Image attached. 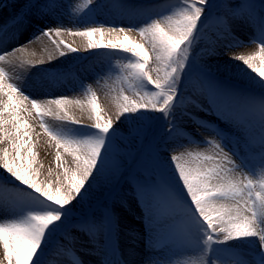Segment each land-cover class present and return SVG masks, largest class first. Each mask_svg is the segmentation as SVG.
<instances>
[{"label": "rangeland", "instance_id": "1", "mask_svg": "<svg viewBox=\"0 0 264 264\" xmlns=\"http://www.w3.org/2000/svg\"><path fill=\"white\" fill-rule=\"evenodd\" d=\"M256 1L255 5L250 2L251 7L258 18H264V0ZM57 2L60 7L54 14L45 16L37 14L26 26L17 31L15 36L22 32L23 36L30 37L28 40L30 41L45 28L60 27L61 36L58 39H63L66 44L76 47L78 51L68 52L61 45L65 55L60 56L59 50L45 37H41L35 43L23 41L20 45H36L40 46L43 52L46 51L43 53L44 63L39 67L41 70L39 74L37 69L35 70L37 72L33 73L22 72L20 69L8 70L10 78L8 82H14L13 84L18 87L26 89L27 91L22 93L40 105L51 99L63 98L72 101L73 103L67 106L69 116L85 125L91 124L88 119L91 113L88 101L93 96L96 98L101 118L115 119L118 112L117 97L121 90L130 99L137 98L136 90L141 91V95L142 92L155 91L146 82L138 83L135 86L136 90L134 88L129 90V82L125 77L129 72L126 65L135 62V57L131 53L105 48L86 49L85 38L69 33L85 31L92 27L132 28L133 31L127 33L128 40L121 37L116 41L131 47L133 44H141L146 39L139 35L140 28L150 23L151 19L174 14L183 5V0H57ZM237 3L239 0H209L204 6L205 15L201 17L198 39L189 49V60L178 85L176 104L169 113L172 131H168V120L163 113H137L135 116L121 117L113 132L105 137L106 144L115 149V165L119 172L114 175L110 169L106 170L103 177L86 185L85 190L67 206L62 223L47 236L38 264H211L212 260H216L217 264L239 262L259 264L264 260L258 237L229 241L225 245L214 243L206 245L204 240H201L197 246L189 235L183 246L163 250L160 246L149 247V239L154 242L165 240L168 238L169 230L165 228L149 230L143 204L137 196L139 189L146 202L154 209L165 203L170 204L169 215L162 218L170 226L178 225L186 215H190L194 208L191 207L190 198L187 197L176 175L170 157L184 153V158L190 159L188 153L214 154L216 149L206 142L215 139L211 130L221 134L219 138L222 146L233 153L234 159L242 170L247 172L245 175L257 188L259 183L264 181V167L261 166L264 160L260 157L262 153L259 146L262 135L258 124L259 117H249L243 125L221 118L233 100L264 96V88H261L257 81L258 74L252 73L242 61L230 58L236 54L258 53V46L252 43L256 33L245 23L234 22L233 34L239 42L237 47L230 48L226 46L225 41H218L213 54L198 55L212 44L214 37L223 29L227 7L235 6ZM98 5H102L100 10H97ZM26 7L25 0H0L1 18L7 19L2 25L11 21ZM94 39L106 43L109 37L105 33L103 37L98 35ZM135 51L142 52L147 49L136 48ZM149 63L152 65L151 59ZM255 64L264 70V65L259 59ZM76 101H79V104L75 103ZM179 103L180 106H177ZM28 107L31 108V105ZM28 123L34 129L33 139H38L39 143L33 147L36 154L35 164L31 158H25L22 162L28 168L35 167L39 171L40 181H52L54 190L56 186L54 182L61 171L60 164L67 163L71 166L72 157L61 148L60 161H56L55 141L49 140L44 129L40 127L39 118H35V110L32 117L28 118ZM43 124L52 128L54 134L72 140H96L101 135L98 130L91 127L57 121L53 116H44ZM136 127L144 133L138 136L130 135ZM248 137L257 141L252 145L251 152L245 147V139ZM237 179L243 181V176H237ZM0 188H6L24 197V204L16 209L13 215L56 212L55 208L45 205L35 193L3 170H0ZM13 219L15 217L3 211L0 205V223H9ZM78 226L99 229L97 239L103 245L100 255L90 254L93 248L91 238L88 232ZM261 226L264 227V222ZM131 233H135L136 236ZM200 235L206 240L205 233ZM209 248L212 250H206ZM2 254L3 248L0 246V259Z\"/></svg>", "mask_w": 264, "mask_h": 264}, {"label": "snow or ice", "instance_id": "2", "mask_svg": "<svg viewBox=\"0 0 264 264\" xmlns=\"http://www.w3.org/2000/svg\"><path fill=\"white\" fill-rule=\"evenodd\" d=\"M25 2L27 11L23 15H17L11 25L0 27V45L13 38L16 32L26 26L37 14L40 16L54 14L55 10L60 7L57 0H46V2L25 0ZM208 3L209 0H183V5L174 14L151 19L150 23L140 28L139 35L146 39L141 44H133L131 47H126L116 41L121 37L123 40H128L127 33L132 32V28L92 27L85 31L69 33L85 38L86 49L105 48L111 51L131 53L135 57V62L126 65L129 72L125 77L129 82V90L133 88L136 90L135 86L140 82H146L155 89L152 92H142V95L141 91L136 90L137 98L135 99H130L121 90L117 97L118 112L115 119L101 118L96 98L93 96L88 101L91 109L88 119L91 124L85 125L69 116L67 106L73 103L72 101L63 98L51 99L44 105H40L24 95L17 85L8 82L5 70L0 68V145H3L0 147V170L35 193L45 205H51L56 209L55 213L29 212L23 216L13 215V212L24 204V197L6 188H0L2 210L15 217L12 222L0 223V246L3 248L0 264H38L46 238L59 223H62V216L67 206L85 190L86 185L103 177L106 170L110 169L114 175L119 172L115 165V149L110 144H106L105 137L113 132L121 117L135 116L137 113H163L165 119L168 120V131H172V120L169 113L176 104L178 85L186 62L189 60V49L198 39L201 17L205 15L204 6ZM101 8L102 5L97 6V10ZM237 21L245 23L256 33V38L252 39V43L258 46L259 52L251 55L236 54L230 58L242 61L252 73L258 74V84L264 88V70L255 64V61L259 59L264 65V18L257 17L247 0H239L235 6L227 7L223 29L214 37L212 44L198 55L213 54L218 41H225L226 46L230 48L237 47L239 42L233 34V23ZM105 33L109 37L106 43L94 39L98 35L103 37ZM60 36V27L45 28L28 43H35L41 37H45L59 50L60 56L65 55L61 45L68 52L78 51L76 47L66 44L63 39H58ZM136 48H146L147 51L137 52ZM24 50L23 47L13 49V51ZM5 55L10 56L11 53L0 54V61L5 59ZM150 59L154 66L150 65ZM37 63L43 64L44 60L41 59ZM75 103L79 104V101ZM180 103L177 106H180ZM193 103L195 104V101ZM28 105H31V108ZM33 110H35V118H39L40 127L44 129L49 140L55 141L56 161H60L59 149L61 148L72 157L71 166L67 163L60 164L61 171L54 182L56 185L54 190L52 181H40L39 171L35 167L28 168L22 162L25 158H31L32 163L35 164L36 154L33 147L39 143V140L33 139L34 129L28 123ZM44 116H53L57 121L72 125L88 126L98 130L101 135L96 140L62 138L54 134L52 128L43 124ZM256 116L259 117L258 124L262 133L259 139L262 153L260 157L264 160V96L233 100L226 107L221 118L243 125L249 117ZM211 131L215 139H209L206 142L214 146L216 149L214 154L192 155L188 153L190 159H185L184 153L170 157L176 175L187 197L190 198L194 215L190 213L178 225L170 226L162 219L169 215L170 204L165 203L158 209H154L137 189V196L143 204L149 230L157 231L160 228L169 230L168 238L165 240L154 242L149 239V247L160 246L163 250L183 246L189 235L197 246L201 240H204L206 245L213 243L225 245L229 241L258 237L260 250L264 253V227L261 226L264 222V181H261L257 188L253 181L245 175L247 172L243 171L234 159L233 153L222 146L219 138L221 134L215 130ZM139 134L138 130L130 133L132 136ZM256 143L257 141L252 137L245 139V147L250 152L252 145ZM18 161L21 162L18 163ZM261 166L264 167V163ZM237 176H243V181L246 182L237 179ZM78 227L88 232L91 238L93 248L90 254L100 255L103 245L97 239L99 229ZM200 233L206 234V240ZM131 235L136 236L135 233ZM206 250L211 251L212 248ZM211 264H217V261L212 260ZM259 264H264V260Z\"/></svg>", "mask_w": 264, "mask_h": 264}, {"label": "bare ground", "instance_id": "3", "mask_svg": "<svg viewBox=\"0 0 264 264\" xmlns=\"http://www.w3.org/2000/svg\"><path fill=\"white\" fill-rule=\"evenodd\" d=\"M4 12H5V9L3 10L2 15L4 14ZM6 20L1 18V15H0V26H2V24ZM29 39H30L29 36H25V37L19 36V37H16L14 39H10L9 41H7V43L0 45V54H4L5 52L11 53L10 56L5 55V59L3 61H0V68H3L5 70V72L7 73V75H6L7 80L10 79L8 77L9 71L13 70V69H20L22 72L23 71H30L31 73L37 72V71H35L37 69L38 70L37 73L38 74L40 73L41 70L39 69V67H41L40 65H42V64H38L37 61L43 59V56H44L43 53H46V51L43 52V49H41L40 46H36V45H31V46H30V44L20 45L21 43H23V41L29 42L28 41ZM19 47H23L25 50L24 51H13V49H16ZM33 53H34V55H33ZM47 54H49V53L47 52ZM12 83H14V82H12ZM19 88H20L21 92H24L26 90V89L24 90L21 87H19ZM0 147H3V145H0ZM45 149H47V147ZM65 260H66V258H65Z\"/></svg>", "mask_w": 264, "mask_h": 264}, {"label": "trees", "instance_id": "4", "mask_svg": "<svg viewBox=\"0 0 264 264\" xmlns=\"http://www.w3.org/2000/svg\"><path fill=\"white\" fill-rule=\"evenodd\" d=\"M136 130H138L140 134L144 133V131L142 132L139 127H136L134 131Z\"/></svg>", "mask_w": 264, "mask_h": 264}]
</instances>
